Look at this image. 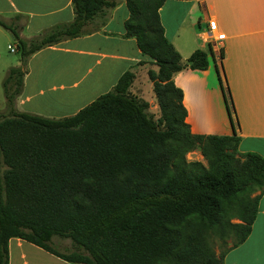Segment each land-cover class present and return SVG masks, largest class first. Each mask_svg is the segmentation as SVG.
<instances>
[{
	"label": "trees",
	"instance_id": "1",
	"mask_svg": "<svg viewBox=\"0 0 264 264\" xmlns=\"http://www.w3.org/2000/svg\"><path fill=\"white\" fill-rule=\"evenodd\" d=\"M73 18L24 39L25 17L0 26L15 43L19 62L2 79L0 111V264H8V239L17 237L73 264H222L224 253L250 231L264 190V158L239 152L238 137L193 134L185 122L182 91L171 75L187 67L204 70L213 59L195 49L181 62L165 38L158 8L164 0H125L124 37H132L156 70L146 74L158 108L129 87L138 61L112 88L74 114L46 117L18 111L16 101L28 57L61 40L84 35L94 19L104 23L115 0H70ZM232 123L226 88L216 68ZM198 150L205 164L187 161ZM237 201L235 240L215 255L202 226L223 230V215ZM69 239L72 250L51 246Z\"/></svg>",
	"mask_w": 264,
	"mask_h": 264
},
{
	"label": "crops",
	"instance_id": "2",
	"mask_svg": "<svg viewBox=\"0 0 264 264\" xmlns=\"http://www.w3.org/2000/svg\"><path fill=\"white\" fill-rule=\"evenodd\" d=\"M115 1L104 23L94 19L86 26L88 33L28 57L16 101L18 111L54 118L74 114L109 91L121 73L138 61L144 64L135 69L129 89L142 97L146 72L155 71L156 66L140 53L134 38L123 36L128 12L125 0ZM15 14L25 17L19 32L24 39L73 18L70 0H0V18L10 22ZM158 16L165 38L183 64L195 49L213 57L204 70L183 67L171 75L182 91L190 132L228 135L233 127L238 151L264 158V0H164ZM208 20L215 22L219 39L209 31ZM10 42V33L0 26V111L4 108L1 82L6 70L14 66L10 56L14 51L7 49ZM216 68L226 88L231 125ZM146 101L150 106L153 98ZM256 194L250 231L224 253L222 264H264V190ZM7 247L8 264H72L17 237L9 238Z\"/></svg>",
	"mask_w": 264,
	"mask_h": 264
},
{
	"label": "rangeland",
	"instance_id": "3",
	"mask_svg": "<svg viewBox=\"0 0 264 264\" xmlns=\"http://www.w3.org/2000/svg\"><path fill=\"white\" fill-rule=\"evenodd\" d=\"M8 45L14 46L13 42H10ZM10 56H11L12 60L14 61L13 65L14 66L17 65V63L19 61L18 54L14 51V52L10 53ZM147 79L148 78H146L143 81V85L145 87L142 88V97H140V98H142L144 100H148L150 96L153 98V103L148 107V111L154 115V114L158 113V111H156V110H158V108L154 107L156 102L154 100L151 85L149 83V80H147ZM155 112H157V113H155ZM185 159L187 161L197 160V161H200L201 163L205 164V160L203 159V157L201 156V154L199 153L198 150H192V151L187 152L185 154ZM257 191L258 190L256 189V190L250 192L249 196L250 197L254 196ZM237 205H238L237 201H232L228 205L227 211L223 215V219L225 220V224H224L222 231H221V229L208 228L206 226H202V228H201L202 229L201 234L205 240L206 245L214 252L215 255H218L219 253H222L226 249H228L232 245V243L234 242V240L236 238L235 233L233 232L232 228L228 224L238 222V220L236 218L237 214L235 212ZM50 244L56 250L63 252V253H68L69 251L72 250V245H71L69 239L59 238V237L54 236L51 238Z\"/></svg>",
	"mask_w": 264,
	"mask_h": 264
},
{
	"label": "built area",
	"instance_id": "4",
	"mask_svg": "<svg viewBox=\"0 0 264 264\" xmlns=\"http://www.w3.org/2000/svg\"><path fill=\"white\" fill-rule=\"evenodd\" d=\"M208 28H209V31H214L215 33V38L216 39H219L220 38V35L219 33L217 32V29H216V24L213 20H208ZM7 49L9 51H15V46H11V45H7Z\"/></svg>",
	"mask_w": 264,
	"mask_h": 264
}]
</instances>
